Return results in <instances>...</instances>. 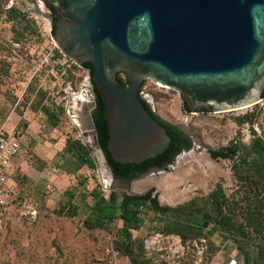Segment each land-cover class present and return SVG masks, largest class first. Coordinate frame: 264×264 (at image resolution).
Listing matches in <instances>:
<instances>
[{"label":"rangeland","instance_id":"1","mask_svg":"<svg viewBox=\"0 0 264 264\" xmlns=\"http://www.w3.org/2000/svg\"><path fill=\"white\" fill-rule=\"evenodd\" d=\"M34 1L7 0L6 5L11 3L30 14L29 9L35 6ZM2 8L0 126L12 113L14 117L9 122L14 124L13 132L20 135L22 141L12 173L18 194L17 205L11 210L0 209V264H108V249L114 246L120 221L106 230H88L82 223L85 216L82 209L73 216L60 212L68 210L69 202L82 204L80 195L97 185L104 196L108 197L114 192L118 198L123 193L139 195L153 189L159 203L170 206L206 195L218 182L226 193L232 192V161L212 158L209 150L224 146L233 138L249 143L253 137L251 128L264 136V99L253 106L232 111L193 113L184 109L179 92L147 78L142 88L152 95L153 101L148 102L152 110L178 126L192 140L191 148L182 150L167 167L152 168L134 179L114 178L103 164V155L95 145L94 132L74 137L90 149L95 161L93 169L83 166L75 174L67 172L72 164L63 150L51 160L40 158L36 146L45 144L46 147L58 149L67 136L73 137L79 130L69 128L64 117L56 128L47 121L41 109L45 106L40 101L42 89L35 80L26 83L22 76L23 70L41 50L45 37L36 34V31L26 34L20 40L23 49L18 54L27 55H23L22 61L18 55L12 59L9 39L17 37L16 30H20L22 25L4 17ZM36 110L41 111L40 115L35 114ZM245 113L254 115L252 126L235 122V117ZM37 116V125L29 129V119ZM79 179L85 180L84 186L78 182ZM65 190L76 196L70 199ZM87 200L91 202L89 197ZM150 216L153 214L150 213ZM132 235L143 240L145 257L150 264L242 263L231 241L223 243L216 254L209 258L203 240L183 244L175 235L157 233L148 220ZM212 238L219 244L220 236L217 233Z\"/></svg>","mask_w":264,"mask_h":264},{"label":"water","instance_id":"2","mask_svg":"<svg viewBox=\"0 0 264 264\" xmlns=\"http://www.w3.org/2000/svg\"><path fill=\"white\" fill-rule=\"evenodd\" d=\"M41 1L53 9L57 48L79 66L91 63L90 83L105 108L107 149L118 162H141L169 144L139 97L147 78L179 92L193 113L262 100L264 0ZM95 145L113 176L96 137Z\"/></svg>","mask_w":264,"mask_h":264},{"label":"trees","instance_id":"3","mask_svg":"<svg viewBox=\"0 0 264 264\" xmlns=\"http://www.w3.org/2000/svg\"><path fill=\"white\" fill-rule=\"evenodd\" d=\"M6 4L7 0H0L2 13H5L8 19H13L22 25L20 30H16L15 40L20 41L26 34L34 33L33 21L27 19L17 6L11 5L7 8ZM47 7L53 14L52 7L50 5ZM51 30L53 34V24ZM82 66L89 70L92 77L91 63L85 62ZM117 77L122 84H127L124 74H117ZM142 87L143 83L139 91ZM93 88L95 107L92 111V120L96 138L114 178L134 179L151 168H165L182 150L191 148V138L178 126L160 117L139 94L146 110L165 128L170 137L169 144L161 153L138 163H121L114 160L107 149L108 125L104 104L94 84ZM40 91L42 93L40 101L44 104L46 95L45 92ZM262 99H264V90ZM183 104L188 110L186 103ZM41 109L52 127L56 128L62 122V110L56 112L46 105ZM206 111L202 109V112ZM235 122L238 125L252 126L254 115L250 113L238 115L235 117ZM251 133L253 137L249 143L233 138L228 144L209 150L212 158L232 161L234 187L230 194L226 193L218 182L206 195L196 196L170 206L159 203L156 194H153V189L139 195L123 193L118 198L114 192L108 197L104 196L97 185L80 195L82 204L69 202L68 210H60V212L73 216L82 209L85 215L82 223L88 230H106L120 221L121 226L117 228V238L112 248L119 252L126 264H150L149 259L145 257L143 240L132 235V232L138 231L147 220L157 233L175 235L183 244L203 240L209 258L216 254L223 243L231 241L242 258L241 264H264V136L257 134L253 128ZM63 152L69 156L68 161L72 164V168L66 170L67 172L75 174L83 166L95 168L90 149L80 139L67 136ZM78 182L82 186L85 184V180L79 179ZM64 193L68 194L70 199L76 196L68 190ZM88 197L91 202L87 200ZM150 213L153 216H150ZM215 233L220 236L219 244L213 241L212 237Z\"/></svg>","mask_w":264,"mask_h":264},{"label":"built area","instance_id":"4","mask_svg":"<svg viewBox=\"0 0 264 264\" xmlns=\"http://www.w3.org/2000/svg\"><path fill=\"white\" fill-rule=\"evenodd\" d=\"M12 4H8L9 8ZM34 5L39 10L35 13L33 9L25 12L24 16L33 21L36 34L44 36V44L41 50L28 64L27 69L23 70L22 76L26 83L35 80L40 89L45 92V105L58 112L62 110L69 128L79 131L73 137L85 136L84 132H94L92 124L90 128L82 130L81 124L73 111L74 106L80 102L90 104L89 111L95 107V92L90 83L89 70L83 66L77 65L73 60L63 54L56 46L51 30V10L41 0H35ZM6 17V14L3 13ZM10 56L23 60V55H19L23 49L22 42L15 39H9ZM139 94L147 102H152V95L144 92L143 88ZM21 136L15 132H9L0 127V209L11 210L17 205V188L12 180L13 169L11 160L18 155L21 149ZM108 264H126L119 252L112 247L108 249Z\"/></svg>","mask_w":264,"mask_h":264},{"label":"crops","instance_id":"5","mask_svg":"<svg viewBox=\"0 0 264 264\" xmlns=\"http://www.w3.org/2000/svg\"><path fill=\"white\" fill-rule=\"evenodd\" d=\"M89 107L90 104L83 101L80 102L77 106H74L73 111L76 114L78 120L80 121V123L82 122V120H88L89 116H90V111H89ZM39 114L41 113V111H37L35 114ZM14 116L12 115V113L8 116L7 121L3 124V126H0L2 128H4L5 130L12 132L13 131V127L14 124H12L11 122H9V119H12ZM39 120V117H32L31 119H29V123H28V128L32 129L37 125V121ZM41 120V119H40ZM13 122V121H12ZM40 123V122H39ZM80 128L82 129V127L80 126ZM64 143L63 142L62 146L58 149L53 148V147H46V145H42L39 144L38 146H36L35 150L38 153L39 157L42 158L43 160H51L55 157V155L57 154V152L63 150L64 147ZM17 156V155H16ZM16 156H14L11 160V166L12 169L14 168L15 164L17 163V159Z\"/></svg>","mask_w":264,"mask_h":264},{"label":"bare ground","instance_id":"6","mask_svg":"<svg viewBox=\"0 0 264 264\" xmlns=\"http://www.w3.org/2000/svg\"><path fill=\"white\" fill-rule=\"evenodd\" d=\"M87 123L90 124V120H88V121H87V120H86V121H85V120H82V123H81V125H82V130H84V129L86 130L88 127H90V126H88ZM84 124H85V127H83ZM85 133H86V132H84L83 134L85 135ZM86 134H87V133H86Z\"/></svg>","mask_w":264,"mask_h":264},{"label":"flooded vegetation","instance_id":"7","mask_svg":"<svg viewBox=\"0 0 264 264\" xmlns=\"http://www.w3.org/2000/svg\"><path fill=\"white\" fill-rule=\"evenodd\" d=\"M151 169H152V168H151ZM149 170H150V169H149ZM144 174H145V173H144ZM141 175H142V174H141ZM139 176H140V175H139ZM139 176H138V177H139ZM136 178H137V177H136Z\"/></svg>","mask_w":264,"mask_h":264}]
</instances>
